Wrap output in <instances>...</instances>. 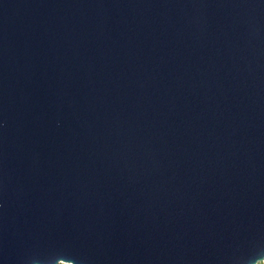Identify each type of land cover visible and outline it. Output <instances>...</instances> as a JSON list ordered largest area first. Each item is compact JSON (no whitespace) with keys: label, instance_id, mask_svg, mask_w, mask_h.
Segmentation results:
<instances>
[{"label":"water","instance_id":"95a60500","mask_svg":"<svg viewBox=\"0 0 264 264\" xmlns=\"http://www.w3.org/2000/svg\"><path fill=\"white\" fill-rule=\"evenodd\" d=\"M264 262V0H0V264Z\"/></svg>","mask_w":264,"mask_h":264},{"label":"rangeland","instance_id":"374dc122","mask_svg":"<svg viewBox=\"0 0 264 264\" xmlns=\"http://www.w3.org/2000/svg\"><path fill=\"white\" fill-rule=\"evenodd\" d=\"M59 264H69V263H66V262H61V263H59Z\"/></svg>","mask_w":264,"mask_h":264},{"label":"trees","instance_id":"16d2710c","mask_svg":"<svg viewBox=\"0 0 264 264\" xmlns=\"http://www.w3.org/2000/svg\"><path fill=\"white\" fill-rule=\"evenodd\" d=\"M259 264H264V262H261V263H259Z\"/></svg>","mask_w":264,"mask_h":264}]
</instances>
